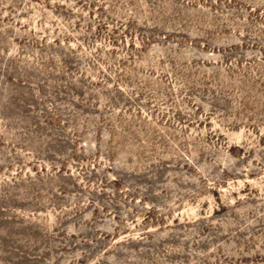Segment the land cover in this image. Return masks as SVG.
<instances>
[{"label":"rangeland","instance_id":"rangeland-1","mask_svg":"<svg viewBox=\"0 0 264 264\" xmlns=\"http://www.w3.org/2000/svg\"><path fill=\"white\" fill-rule=\"evenodd\" d=\"M0 264H264V0H0Z\"/></svg>","mask_w":264,"mask_h":264}]
</instances>
